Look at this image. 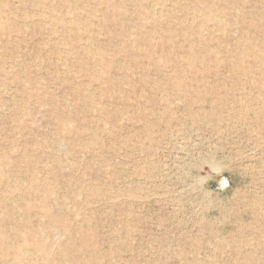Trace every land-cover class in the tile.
Wrapping results in <instances>:
<instances>
[{
	"label": "rangeland",
	"instance_id": "rangeland-1",
	"mask_svg": "<svg viewBox=\"0 0 264 264\" xmlns=\"http://www.w3.org/2000/svg\"><path fill=\"white\" fill-rule=\"evenodd\" d=\"M0 264H264V0H0Z\"/></svg>",
	"mask_w": 264,
	"mask_h": 264
}]
</instances>
